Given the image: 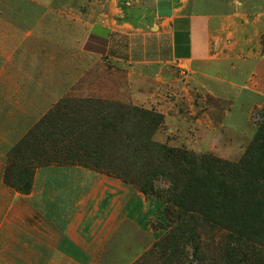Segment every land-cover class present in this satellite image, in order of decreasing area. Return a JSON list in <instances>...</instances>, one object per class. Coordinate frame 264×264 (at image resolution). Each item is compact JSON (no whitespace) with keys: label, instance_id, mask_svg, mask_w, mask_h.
<instances>
[{"label":"rangeland","instance_id":"374dc122","mask_svg":"<svg viewBox=\"0 0 264 264\" xmlns=\"http://www.w3.org/2000/svg\"><path fill=\"white\" fill-rule=\"evenodd\" d=\"M132 1H46L40 57L55 100L21 140L39 147L42 134H31L48 120L42 132L58 137L49 166L100 173L126 188L128 204L145 202L149 230H138V240L149 235L151 246L134 264H264L263 201L257 206L264 149L252 147L264 130V73L233 87L207 83L213 94L193 85L184 68L131 66L95 54L90 33L115 28L121 13L133 11ZM0 40L5 45L6 27ZM260 40L264 48V30ZM170 150L238 165L240 176L223 195L214 190L226 186L219 175L192 192L180 166L168 161ZM248 155L251 165L244 164ZM184 193L186 207L176 201ZM209 193L217 200L205 219L200 211Z\"/></svg>","mask_w":264,"mask_h":264},{"label":"crops","instance_id":"0c3cea01","mask_svg":"<svg viewBox=\"0 0 264 264\" xmlns=\"http://www.w3.org/2000/svg\"><path fill=\"white\" fill-rule=\"evenodd\" d=\"M4 1V0H0ZM48 0L0 4V264H134L151 246L147 207L125 187L80 167L40 168L32 191L5 183L8 153L45 113L40 54ZM116 27L93 36L95 54L125 65H172L193 85L233 87L264 73V0H136ZM262 71V72H260ZM132 196V197H131ZM130 199L136 197L132 194ZM141 216H138V214ZM148 234V233H147Z\"/></svg>","mask_w":264,"mask_h":264},{"label":"trees","instance_id":"16d2710c","mask_svg":"<svg viewBox=\"0 0 264 264\" xmlns=\"http://www.w3.org/2000/svg\"><path fill=\"white\" fill-rule=\"evenodd\" d=\"M48 123L42 122L40 126H38L32 132V138L40 137L41 142L39 147H34L32 142L29 141V137L21 140L8 154L7 157V168L5 172V183L12 189L16 190L21 194H29L33 188L34 175L35 171L38 168L49 166L51 163L52 157L54 154H57L54 150L52 144L58 138L55 133H49L45 131L44 125ZM64 139V135L61 137ZM82 139L77 138V145H80ZM262 147L261 150L264 149V130H260L258 133L255 143L253 144V148ZM77 150H81L77 148ZM168 161H172L175 165H179L181 168V173L185 177V183L183 187L192 192L196 191L198 193L209 183H212V175H219L221 178L226 180V186L221 184L219 187L215 188V192H218L219 195H223L227 189L232 188V183L240 176V170L237 168L238 165H229L226 163H222L220 161H215L212 159H208L207 157H190L186 152L178 151L174 152L173 150L169 151ZM264 157V155H263ZM244 159L245 165H251V155L246 156ZM55 160V158H54ZM241 165V163L239 164ZM228 173V174H227ZM260 184V197L261 199L257 203L258 207H261V203L263 201L264 208V173L263 176L257 181ZM246 185L245 182H243ZM240 188L244 189V186L241 184ZM214 192V193H215ZM209 193L206 197L205 204L202 206L201 214L207 219L212 214V208L216 203L217 196L215 194ZM236 197L233 196H225L226 200H233ZM187 199L185 193L182 195H178L176 197L177 204L186 207L184 205L185 200ZM194 202V201H193ZM192 202V203H193ZM190 212V211H189ZM229 219L231 222L235 224V220H232V217L224 216ZM192 221L194 220L193 216H188L186 220ZM196 219V218H195ZM185 220V221H186ZM190 231V229H187ZM187 231V232H188Z\"/></svg>","mask_w":264,"mask_h":264}]
</instances>
